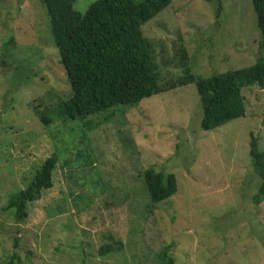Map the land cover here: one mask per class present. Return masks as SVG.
Returning <instances> with one entry per match:
<instances>
[{
    "label": "rangeland",
    "instance_id": "obj_1",
    "mask_svg": "<svg viewBox=\"0 0 264 264\" xmlns=\"http://www.w3.org/2000/svg\"><path fill=\"white\" fill-rule=\"evenodd\" d=\"M95 1L74 8L85 13ZM217 1L171 0L141 25L168 80L182 73V50L202 77L256 62L253 0H221L220 18ZM48 24L40 0H0V264L14 252L17 264H158L166 247L173 264H264V200L253 202L261 179L250 156L253 137L264 150V87H245L246 114L211 130L201 127L195 83L44 124L36 112L48 105L58 115L59 95L71 90ZM91 118L96 127L84 132ZM55 152L53 187L17 222L4 207ZM151 166L178 182L158 203L142 178ZM108 243L116 250L100 255Z\"/></svg>",
    "mask_w": 264,
    "mask_h": 264
},
{
    "label": "trees",
    "instance_id": "obj_2",
    "mask_svg": "<svg viewBox=\"0 0 264 264\" xmlns=\"http://www.w3.org/2000/svg\"><path fill=\"white\" fill-rule=\"evenodd\" d=\"M75 1L40 0L58 47L56 49L53 45L49 50L55 51L71 85L69 93L59 95L55 110L58 115L48 105L47 110L36 112L44 124L52 123L54 117L63 115L71 119L86 118L119 105L135 107L146 97L195 83L203 113L201 127L211 130L246 114L245 87H264V0H253L261 31L254 64L202 77L192 71L191 64L186 61V50H182V73L174 82L162 74L164 70L155 58L153 41L144 36L141 30V25L167 7L171 0H96L85 13L74 8ZM217 4L215 13L220 18L221 0ZM14 43L15 37L12 35L4 55ZM4 59L3 63H7V57ZM47 95L52 97L53 93ZM109 119L110 116L105 118L106 121ZM94 123L91 118L88 127L82 128L83 131L94 129ZM77 145L80 149L79 143ZM250 156L254 170L261 179L253 202L260 204L264 200V150L260 149L256 137L251 140ZM77 157L80 158L79 153ZM59 161L58 152L48 156L27 186L9 199L4 210H10L17 222L26 219L30 203L40 199L43 191L53 187L54 172ZM142 178L153 203L169 199L178 190L177 177L173 172L151 166L143 171ZM114 242L122 244L120 240ZM115 250L113 244H103L99 254L106 256ZM18 259L14 252L5 264H17ZM155 259L158 264L174 263L168 247L155 253Z\"/></svg>",
    "mask_w": 264,
    "mask_h": 264
}]
</instances>
